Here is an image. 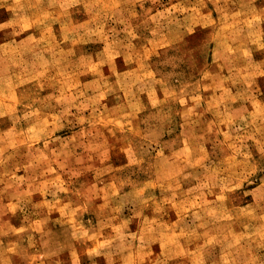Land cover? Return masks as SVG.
<instances>
[{
	"label": "rangeland",
	"instance_id": "1",
	"mask_svg": "<svg viewBox=\"0 0 264 264\" xmlns=\"http://www.w3.org/2000/svg\"><path fill=\"white\" fill-rule=\"evenodd\" d=\"M0 264H264V0H0Z\"/></svg>",
	"mask_w": 264,
	"mask_h": 264
}]
</instances>
